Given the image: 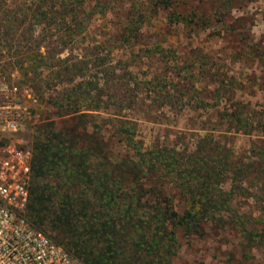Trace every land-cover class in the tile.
Instances as JSON below:
<instances>
[{"label":"trees","instance_id":"1","mask_svg":"<svg viewBox=\"0 0 264 264\" xmlns=\"http://www.w3.org/2000/svg\"><path fill=\"white\" fill-rule=\"evenodd\" d=\"M137 1L127 25L130 32L142 27L134 16L146 6ZM158 1L175 11L177 22L199 20L193 11L183 16L178 0ZM35 3L31 11L42 26L36 41L50 44L54 34L59 48L52 53L47 45H31L30 35L24 44L27 51L21 53L30 69L57 68L56 76L69 85L55 97L60 121L31 144V223L81 264H173L182 238L188 242L212 230L236 237L242 255L264 248V147L258 143L253 153L257 159L246 161L212 132L214 125L191 146L152 142L145 147L136 122L123 113L133 104V92L122 87L93 92L89 74L82 72L90 58L59 57L85 42V1ZM50 31L54 33L48 35ZM6 53L9 64L19 70L13 53ZM102 65L106 72L109 64ZM99 108L109 110V117L102 116L104 124L96 125L98 115L93 112ZM235 110L232 118L230 113L223 116L236 130L246 128L240 106ZM115 139L119 148L113 151L110 143ZM256 208L260 213L254 216Z\"/></svg>","mask_w":264,"mask_h":264},{"label":"rangeland","instance_id":"2","mask_svg":"<svg viewBox=\"0 0 264 264\" xmlns=\"http://www.w3.org/2000/svg\"><path fill=\"white\" fill-rule=\"evenodd\" d=\"M84 1L89 17L85 42L59 57L90 58L82 72L89 74L86 79L92 80L93 92L116 87L133 92V104L123 113L136 122L137 137L145 147L152 142L191 146L197 135L214 125L212 132L235 154L246 161L257 159L253 156L257 144L264 147V0H178V11L183 16L193 11L198 22H177V14L165 9V2L138 0L146 7L134 16L142 27L132 32L127 25L136 10L135 0ZM35 6V0H0V45L13 53L37 99L27 100L28 123L18 133L30 148L35 136L60 121L55 97L69 85L56 76L57 68L30 69L21 53L27 51L24 44L30 35L31 45L40 40L42 26L31 11ZM51 37L50 44H39L53 53L59 46L55 35ZM102 62L109 64L106 72ZM237 106L248 125L244 129L236 130L223 116L230 113L232 118ZM107 111L94 110L96 125L103 123L102 116L109 117ZM115 144L116 139L110 143L113 151L119 148ZM262 152L264 158V148ZM248 202L253 204L252 199ZM259 213L256 208L254 216ZM236 242L229 232L214 230L188 242L182 238L173 264H264L263 247L242 255Z\"/></svg>","mask_w":264,"mask_h":264},{"label":"built area","instance_id":"3","mask_svg":"<svg viewBox=\"0 0 264 264\" xmlns=\"http://www.w3.org/2000/svg\"><path fill=\"white\" fill-rule=\"evenodd\" d=\"M0 45V264H81L28 216L32 151L19 132L34 91Z\"/></svg>","mask_w":264,"mask_h":264}]
</instances>
